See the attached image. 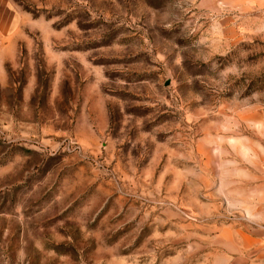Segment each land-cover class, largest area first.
I'll return each instance as SVG.
<instances>
[{"label":"rangeland","instance_id":"1","mask_svg":"<svg viewBox=\"0 0 264 264\" xmlns=\"http://www.w3.org/2000/svg\"><path fill=\"white\" fill-rule=\"evenodd\" d=\"M0 264H264V0H0Z\"/></svg>","mask_w":264,"mask_h":264}]
</instances>
